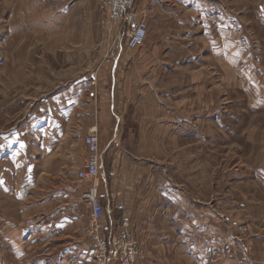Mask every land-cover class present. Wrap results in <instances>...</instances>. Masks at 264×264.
I'll return each instance as SVG.
<instances>
[{
    "label": "rangeland",
    "instance_id": "374dc122",
    "mask_svg": "<svg viewBox=\"0 0 264 264\" xmlns=\"http://www.w3.org/2000/svg\"><path fill=\"white\" fill-rule=\"evenodd\" d=\"M135 12L149 33L139 49L123 48L116 105L130 114L154 104L187 119L179 128L172 114L153 139L121 138L154 152L155 182L176 195L166 212L162 186L145 188L157 199L149 210L166 212L151 226L175 238L166 263L264 264V0H135ZM119 27L100 0H0V264L69 254L50 239L51 225L61 243L89 240L96 264L88 184L77 173L86 133L113 125L109 71ZM226 51L235 53L236 73ZM178 218L189 231L197 219L196 260L180 247Z\"/></svg>",
    "mask_w": 264,
    "mask_h": 264
},
{
    "label": "crops",
    "instance_id": "0c3cea01",
    "mask_svg": "<svg viewBox=\"0 0 264 264\" xmlns=\"http://www.w3.org/2000/svg\"><path fill=\"white\" fill-rule=\"evenodd\" d=\"M154 5L155 4H152V2H148L147 9H151ZM120 56L121 54L116 60L112 61L109 71V78L111 79L112 86L109 87L110 92L108 93L107 110L109 120H112L113 125L111 130L104 129L105 133H102L101 129L98 127V185L102 195L101 203L106 212L107 224L109 223V225H112L113 227L115 226L117 229L121 221H128L130 231L136 236L140 245L147 251L148 264H167L166 262L170 261L167 255L170 253V250H174L176 248V245H174L175 243L171 240L172 238H175L172 235V237H170L171 232L167 230L166 232L168 233L165 235V229H163L164 232H162V235H159L158 232L154 231V226H151L150 223H152L151 219L153 218L160 219L166 216V212H169L167 208L170 209L171 200L172 198L174 199V196L176 195L172 196L170 189H168L167 186H164V184H167L164 183V180L159 181L158 183L155 182L153 173L156 169H160V167L152 161L154 159V152L151 151L149 153V150L143 146L142 141L137 144L138 141L133 140L134 142H129V144L127 143V145L122 146L121 138L153 139L156 137V133L161 131L162 133L164 132V129L161 130L160 128H164V123L167 124L173 120L170 118L172 114L174 121L178 123L175 125H178L179 128L181 125L180 123H185L187 119L181 113L174 115V113L171 112L172 110L168 109V106L164 103L158 104V107L162 106V110L166 107L168 109L167 111L165 108L168 112H166V114L157 113L155 111L154 104H147V107L152 109L149 113L145 110L143 113L131 112L130 114H126L120 112L119 105L117 107L114 99V89L116 83L115 75H117L118 63L121 60ZM221 57L226 59L227 62H225L228 70L232 69L234 71L233 68L236 66L235 53H229L226 51L224 55H221ZM249 82L250 83H247L252 84L255 87L256 84L254 82ZM257 87L259 86H256V88ZM109 95L111 96L110 102ZM126 100L128 102H124L125 104L131 103L132 98L129 96ZM120 104H122V102ZM134 106L137 108L138 105L136 104ZM181 108L185 111L186 99L179 101V109L181 110ZM126 121L134 122L136 124L134 126H132V124L126 125ZM145 141L144 143L147 145V140ZM154 185L157 187L160 185L162 186V192L159 194L161 198L158 196V202H162V205L164 204V210L166 211H162V217L159 216V211L153 213L151 209L149 210V203H151V207H153L157 199L154 195L145 193V188L149 186L153 187ZM179 198V200L184 201L181 196ZM165 203H167L166 208ZM69 215L72 217L73 212L69 213ZM190 216L198 217L197 215ZM187 217L188 216H186V218ZM174 218L176 219L177 217L175 216ZM194 221V229L193 231H189L186 222H183L178 218V229L175 230L177 238L182 243L180 247L184 248V251H186L188 258L191 261L198 258V222L197 219ZM50 229L52 232L53 230L55 232L50 233V239L57 240L58 244H56V248L59 250V247L61 246V249L63 248L64 250L71 251L69 254L66 252L67 254H65L64 257L62 254L59 255L58 253L56 256L54 255L55 257L51 256L50 259L52 260L50 264H91V246L89 240H86L84 236V238H79L78 240L68 236L65 237L66 239H62L63 241L61 243V240H58L60 238V233L57 232V229H59L58 226L51 225ZM42 231H44V229ZM45 236L47 235L45 234ZM59 243L61 244L60 246H58ZM45 246L46 245H44V247Z\"/></svg>",
    "mask_w": 264,
    "mask_h": 264
},
{
    "label": "built area",
    "instance_id": "2783aa9c",
    "mask_svg": "<svg viewBox=\"0 0 264 264\" xmlns=\"http://www.w3.org/2000/svg\"><path fill=\"white\" fill-rule=\"evenodd\" d=\"M102 8L109 18L120 24L118 39L113 53L116 60L123 48L136 50L145 44L148 26L144 20H138L135 12V0H100ZM87 160L78 171L77 179L88 184L82 194L88 207L90 218L89 234L94 247L96 264H141L143 252L130 231L129 223L123 220L117 230L107 224L106 212L101 203L99 177V136L96 127L89 129L84 138Z\"/></svg>",
    "mask_w": 264,
    "mask_h": 264
}]
</instances>
